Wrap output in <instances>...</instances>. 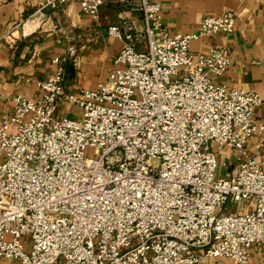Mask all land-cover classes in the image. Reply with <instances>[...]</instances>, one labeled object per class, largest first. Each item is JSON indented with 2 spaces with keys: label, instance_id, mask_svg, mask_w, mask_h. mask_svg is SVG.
Wrapping results in <instances>:
<instances>
[{
  "label": "built area",
  "instance_id": "built-area-1",
  "mask_svg": "<svg viewBox=\"0 0 264 264\" xmlns=\"http://www.w3.org/2000/svg\"><path fill=\"white\" fill-rule=\"evenodd\" d=\"M70 2L92 20L117 9L106 30L121 47L93 88L68 90L56 56L52 74L25 79L36 96L4 104L0 264H248L251 250L264 264V98L217 81L227 46L191 48L232 34L235 12L170 34L157 0H44L39 10ZM61 102L81 114L56 118Z\"/></svg>",
  "mask_w": 264,
  "mask_h": 264
},
{
  "label": "crops",
  "instance_id": "crops-1",
  "mask_svg": "<svg viewBox=\"0 0 264 264\" xmlns=\"http://www.w3.org/2000/svg\"><path fill=\"white\" fill-rule=\"evenodd\" d=\"M163 22L170 34L191 33L198 21L223 10L235 12L232 34L218 33L191 43L195 51L227 46L231 63L217 81L229 87L258 93L264 98V0H157ZM44 0H0V36L12 33L14 43L0 45V112L10 96L22 93L34 97L38 90L25 82L30 77L43 79L52 74V59L63 57L65 85L68 90L93 88L106 78L120 40L107 34L106 26L118 21L120 13L104 7L100 18L92 20L78 6L67 3L59 8L46 7ZM135 18V16H133ZM63 100V97L61 98ZM63 104L62 102L60 103ZM264 119V106L256 109ZM259 137L248 142L250 153ZM260 254L251 250L248 264H258ZM218 264H231L221 259Z\"/></svg>",
  "mask_w": 264,
  "mask_h": 264
},
{
  "label": "rangeland",
  "instance_id": "rangeland-1",
  "mask_svg": "<svg viewBox=\"0 0 264 264\" xmlns=\"http://www.w3.org/2000/svg\"><path fill=\"white\" fill-rule=\"evenodd\" d=\"M78 9H79V6H78ZM80 114H81V110L80 109H78L75 106L67 107L65 104H62V105L61 104H58L57 110L55 112L56 118H61L62 116H66L68 118H75L76 116H79ZM151 163L152 164H157L158 163V160L157 159H152L151 160ZM223 173H228V172H227L226 169H224V172ZM239 207L240 206H238L235 203L227 202L225 204V206H224V211H237V209H239Z\"/></svg>",
  "mask_w": 264,
  "mask_h": 264
}]
</instances>
